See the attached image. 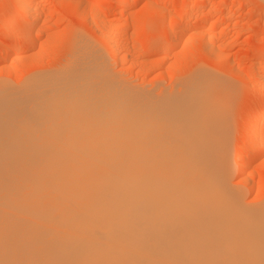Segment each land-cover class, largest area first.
Returning <instances> with one entry per match:
<instances>
[{"label":"bare ground","instance_id":"bare-ground-1","mask_svg":"<svg viewBox=\"0 0 264 264\" xmlns=\"http://www.w3.org/2000/svg\"><path fill=\"white\" fill-rule=\"evenodd\" d=\"M18 2L30 22L34 1ZM192 24L160 30L169 43ZM114 30L104 33L107 53L123 63ZM79 50L68 76L0 83V264H264V209L239 205L226 184L231 162L242 174L264 155V136L230 158L231 124L218 108L227 103L214 104L220 82L195 78L170 104L164 90L128 89L102 54ZM261 123L249 127L250 143Z\"/></svg>","mask_w":264,"mask_h":264},{"label":"rangeland","instance_id":"rangeland-1","mask_svg":"<svg viewBox=\"0 0 264 264\" xmlns=\"http://www.w3.org/2000/svg\"><path fill=\"white\" fill-rule=\"evenodd\" d=\"M33 1L34 15L32 13V19L28 20L33 22L30 25V22L26 23L25 10H17L18 0H0V29L3 28L0 31V51L4 52L6 46L10 49V54L12 53L7 59L0 61L1 84L13 89H24L32 81L68 76L76 66L77 56L75 59L74 55H77L79 47L82 46L79 52L83 54L94 51L102 54L107 70H111L109 73L111 72L114 80H120V83L125 81L124 84L129 85L128 89L135 88L133 91L136 92L146 89L144 93H147L151 90L150 94L155 96L164 90L170 104L175 102L177 89L181 86H189L196 79L210 77L209 79L217 80L223 88V97L215 99L218 102L214 104L223 106L226 101V107H223L227 110L218 107L220 112L217 113H220L218 114L221 121L226 124L224 119L227 118L231 124L228 126L231 129L227 128L231 130L228 133V141L231 142L229 157L234 158L238 152H245L241 142H246L247 148L260 145L264 126L260 130L261 133L258 131L256 134L253 143L249 142L248 129L254 121L258 124L264 121L263 114L255 112L262 109L264 111V2L261 0H201L198 3L200 5L194 0H139L137 3H134V0ZM178 2L183 3L180 5ZM183 4H188L187 13L181 10ZM120 5L123 8L119 7ZM91 11H96L103 17L99 24L100 20L98 21ZM196 20L203 27L200 24L198 27L194 22ZM163 21L173 25L175 31L186 23L194 24L180 37L181 39L166 43V33L160 30ZM172 27L168 26V31L173 30ZM113 29H116L114 31L117 38L113 37L111 40L119 48V56L125 58L123 63L111 57L110 52L107 53L108 45L104 39ZM201 41L208 48H212L209 49L211 52H204L200 47ZM18 43L22 45V50L16 49ZM165 87H168L167 90ZM224 96H227V99ZM219 101L223 104H218ZM223 111L226 112V116L223 114L225 118L222 117ZM252 163L249 167L244 164V171L239 174L231 162L232 167L230 165L227 176V179L230 176V180L226 179V184L239 205L257 211L264 209V155Z\"/></svg>","mask_w":264,"mask_h":264}]
</instances>
